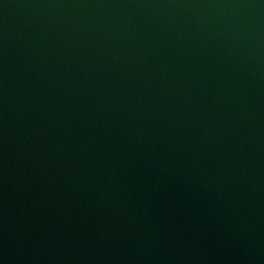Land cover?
I'll list each match as a JSON object with an SVG mask.
<instances>
[{
    "label": "water",
    "instance_id": "obj_1",
    "mask_svg": "<svg viewBox=\"0 0 264 264\" xmlns=\"http://www.w3.org/2000/svg\"><path fill=\"white\" fill-rule=\"evenodd\" d=\"M0 264H264V0H0Z\"/></svg>",
    "mask_w": 264,
    "mask_h": 264
}]
</instances>
